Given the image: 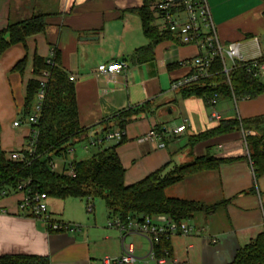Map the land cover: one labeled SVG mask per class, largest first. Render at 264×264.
<instances>
[{"label":"crops","instance_id":"1","mask_svg":"<svg viewBox=\"0 0 264 264\" xmlns=\"http://www.w3.org/2000/svg\"><path fill=\"white\" fill-rule=\"evenodd\" d=\"M151 0H0V30L7 24L42 15L45 29L8 48L0 56V151L24 149L30 131L14 127L23 120L26 85L40 80L32 73L33 59L55 62L73 78L79 127L85 136L78 143L86 156L98 151L86 145L119 133V139L103 140L102 148L116 145L124 170V185L131 186L150 174L190 163L194 158L224 160L217 169L204 171L165 189V196L215 206L208 213L186 221L196 227L188 237L169 239L171 259L179 264H231L236 251L260 234L264 212V175L255 179L244 133L234 131L189 146L188 138L216 127L220 121L264 116V95L235 102L215 99L218 121H210L208 102L182 98L172 84L188 77L198 50L170 39L153 44L145 35L141 11ZM221 42L243 44L242 54H259L264 64V4L260 0H205ZM153 19V18H152ZM153 26V21H152ZM154 27V26H153ZM257 38L258 49L252 43ZM52 54V55H51ZM56 58V59H55ZM25 60L23 72L13 67ZM228 61V60H227ZM125 64L118 74L95 72L103 64ZM229 70L233 69L228 61ZM264 84V75L257 78ZM31 114L34 112V107ZM149 102L145 113L134 116L123 130L110 118ZM184 121L185 131L173 135ZM153 131L155 137L148 134ZM77 144V143H76ZM67 155L66 166L76 159ZM71 156V157H70ZM62 167L60 160L56 161ZM22 193L9 190L0 199V257L35 256L49 264H100L120 255L119 234L108 227L105 206L86 199L47 198V211L55 222L77 226L73 231L53 232L18 209ZM96 200V199H95ZM104 205V203H103ZM91 206V211L87 208ZM216 239V244L210 240ZM137 264H155L146 258L147 242L130 240ZM190 247V250H186ZM163 264H172L169 260Z\"/></svg>","mask_w":264,"mask_h":264},{"label":"trees","instance_id":"2","mask_svg":"<svg viewBox=\"0 0 264 264\" xmlns=\"http://www.w3.org/2000/svg\"><path fill=\"white\" fill-rule=\"evenodd\" d=\"M264 4V0H260ZM143 30L153 44L170 39L169 35L160 34L152 26V14L148 3L141 11ZM264 20V12L262 14ZM45 29L42 15H34L28 20L16 24H7L0 30V56L11 46L24 44L26 38ZM56 59V58H55ZM262 62V59H260ZM25 60L19 61L13 71L23 72ZM248 64L235 62L228 76L223 73L219 60H215L208 76L179 88L182 98H200L206 102L211 99H233L235 102L254 99L264 95V84L247 72ZM48 73L44 88V98L36 124L38 137L34 154L26 156L24 162L10 161L0 151V189L16 190L21 183L29 182L27 190L32 193L45 194L47 198L65 200L67 198L102 200L111 218L122 222L128 217L142 220L145 217L166 215L174 222H186L196 214L208 213L215 206L172 199L165 196V189L173 186L186 177L217 169L224 160L207 157L194 158L190 163L174 167L168 172L158 170L138 183L125 186L124 170L116 154L117 146L102 148L81 161H71L73 177L64 174L68 150L85 135L79 127L78 111L74 87L65 72L55 62L48 64L45 60L33 59L32 73L36 77ZM40 80H30L26 85L24 115L28 117L35 104ZM123 111L109 119L119 130H123L129 121L139 113L148 111L150 104ZM234 131L244 133V142L248 150V159L255 179L264 175V116L252 119H231L220 121L207 131L188 138L189 146ZM103 142V141H102ZM101 142V143H102ZM60 160L62 167L52 171L50 161ZM163 250L169 251V241L160 240L155 246V254L160 257ZM0 264H49L47 258L35 256H4ZM231 264H264V230L252 241L239 248Z\"/></svg>","mask_w":264,"mask_h":264},{"label":"built area","instance_id":"3","mask_svg":"<svg viewBox=\"0 0 264 264\" xmlns=\"http://www.w3.org/2000/svg\"><path fill=\"white\" fill-rule=\"evenodd\" d=\"M149 11L152 14L153 26L160 34L169 35L170 40L182 45H192L198 50V54L192 60L191 74L172 84V89L177 90L182 86L191 82L199 81L208 76V71L215 60H219L223 67V73L228 76L230 71L225 62L228 60L248 64L247 72L251 73L254 78L259 75H264V64L260 62L261 56L259 54L256 58H246L242 54L243 44L239 42H232L224 44L220 41L215 24L213 22L210 10L205 0H151L149 3ZM252 43L258 49L257 38L252 39ZM52 55V54H51ZM51 64L50 61H47ZM126 68L125 64H103L96 68L95 72L102 76H111L120 73ZM48 78V73L44 72L39 81L40 89L37 94V101L34 107V112L24 118L23 120L13 123L14 127L26 126L30 131V139L28 145L19 151L11 152L8 159L13 162H24L26 156L31 157L34 154L35 143L38 137L36 129L37 120L41 110V103L44 98V88ZM69 81H73L69 77ZM216 100L211 99L208 104L211 109L210 121H218L219 114L214 110ZM184 121L180 126L173 130V135L182 134L185 131ZM149 137L154 138L155 133L151 131ZM120 134L107 135L103 140L117 138ZM103 140L90 142L86 145L100 144ZM72 149L68 150L70 154ZM71 162L67 163L64 174L68 177L74 176V171L71 167ZM49 167L52 171H59L58 163L54 161L49 162ZM29 182L21 183L16 187V191L22 193V199L18 204V209L22 213H26L35 221H40L46 229L53 232L73 231L77 226L55 222L52 220L47 211L45 194L32 193L27 190ZM8 194L6 190L0 189V199ZM91 211V206L87 208ZM108 227L116 230L119 234L120 255L118 257H105L100 264H137L138 257L135 254L134 247L128 242L129 239L136 237L144 239L148 244V252L146 258L155 264H163L169 260L172 264H179L177 259H171L168 250H163L160 257L155 254V246L160 240H168L175 235L188 237L193 235L197 230L194 225L187 222H174L166 215H156L154 217H145L142 220L128 217L126 221L122 222L118 218H111L108 222ZM262 225L264 227V212L262 213ZM216 239L212 238L210 243L216 244ZM187 247V251L190 250Z\"/></svg>","mask_w":264,"mask_h":264},{"label":"rangeland","instance_id":"4","mask_svg":"<svg viewBox=\"0 0 264 264\" xmlns=\"http://www.w3.org/2000/svg\"><path fill=\"white\" fill-rule=\"evenodd\" d=\"M227 66H229L228 61H226ZM74 150H75V154H76V159H80V158H87V157H91L92 155H94V151H91V155L86 156L85 154L81 153V144L77 143L73 146ZM9 154H7V158H8ZM71 157V156H70ZM94 204H97L98 206H104L103 205V201L96 199L94 200Z\"/></svg>","mask_w":264,"mask_h":264},{"label":"water","instance_id":"5","mask_svg":"<svg viewBox=\"0 0 264 264\" xmlns=\"http://www.w3.org/2000/svg\"><path fill=\"white\" fill-rule=\"evenodd\" d=\"M130 240H131V239L128 240L129 243H130Z\"/></svg>","mask_w":264,"mask_h":264}]
</instances>
